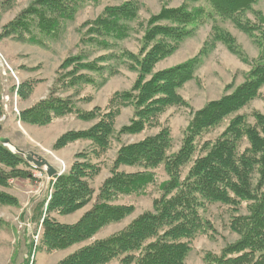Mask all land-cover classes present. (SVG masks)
Masks as SVG:
<instances>
[{"label":"trees","instance_id":"1","mask_svg":"<svg viewBox=\"0 0 264 264\" xmlns=\"http://www.w3.org/2000/svg\"><path fill=\"white\" fill-rule=\"evenodd\" d=\"M88 1L97 0H35L3 26L0 39L14 37L40 45L46 40L58 39L66 23L73 20L78 9ZM258 1L206 0L208 9H190L186 5L163 8L145 29L139 54H131L132 68L138 71L137 81L130 90L115 92L106 110L98 107L91 111L76 109L53 89L48 97L21 111V121L31 125H46L67 114H76L85 121L97 119L88 130L65 134L56 146L85 139L93 145L91 155L99 159L110 149L115 121L122 108L131 107L133 118L129 125L121 128L119 136L142 133L158 126L161 115L168 108L188 105L179 90L194 79L203 57L217 42H224L233 53L244 56L236 39L214 26L206 46L196 57L152 74L155 65L171 55L196 27L220 18L232 21L243 32H258L256 43L261 56L244 82L232 93L208 102L194 113L178 150L174 151L169 127L139 142L123 144L117 151L111 175L101 185L92 208L74 224L61 223L50 214L73 213L88 204L95 192L90 181L101 172V163H93L88 153H79L78 160L56 177L41 221L39 249L48 252L65 250L89 240L108 225L130 216L135 207L114 204L117 198L147 195L150 187L156 184L159 189L152 210L133 219L121 231L93 241L56 264H109L116 260L119 264H187L191 241L211 226L204 213L214 203L232 206L235 210L245 203L248 213L237 214L230 222V229L239 239L219 254L205 255V264H264V113L254 111L253 121L239 113L261 97L264 86V25L241 18ZM9 2H3L2 6ZM138 9L134 1L106 7L90 23L88 36L91 37L87 42L83 37L82 40L104 49L112 48L113 41L130 36V23L137 19ZM87 68L101 70L96 64H88ZM81 78L80 75L66 83L74 85ZM83 78L93 82L87 76ZM29 89V83H23L21 95L26 97ZM3 114L0 99V118ZM226 122L219 135L207 136ZM122 166L137 171L126 172L121 170ZM30 167L37 168L25 156L0 142V186H9L12 179H28ZM159 170L164 171L167 180L158 184ZM0 200L3 204L14 202L4 194H0Z\"/></svg>","mask_w":264,"mask_h":264},{"label":"rangeland","instance_id":"2","mask_svg":"<svg viewBox=\"0 0 264 264\" xmlns=\"http://www.w3.org/2000/svg\"><path fill=\"white\" fill-rule=\"evenodd\" d=\"M7 1L0 0V33L4 25L35 2V0H9V3L2 6V3ZM127 1H134L139 8L137 19L130 23L132 27L130 36L121 41H113L110 49L87 44V39L91 37L90 34L88 36L90 23L95 21L106 7L117 6ZM183 5L190 9L209 8L206 0L88 1L78 9L73 20L66 23L58 39H49L45 41V44L40 45L14 37L1 38L0 99L4 114L0 118V139L9 138L13 146L25 152H34L47 159L59 173L68 170L78 160L76 156L79 153L91 155L93 145L88 140L79 139L63 147H57L56 143L69 132L90 129L97 119L85 121L79 119L76 114H67L55 118L46 125H31L21 121V111L48 97L53 89L58 90L56 95L69 100L76 109L91 111L98 107L106 110L115 92L128 91L137 81L138 71L132 68L131 54H139L144 32L151 18L158 15L163 8H178ZM241 18L250 23L264 25V0L255 3L252 10L246 11ZM214 26L230 33L236 39V45H239L244 56L240 57L233 53L224 42H217L203 57L194 79L188 81L179 90L188 105L168 108L161 115L158 126L142 133L119 136L121 128L129 125L133 118L131 107L122 108L115 121V134L110 149L99 159L91 155V161L101 163L102 168L101 172L90 181L95 191L92 200L73 213L53 212L50 214L51 217L64 224L76 223L85 212L92 208L101 185L111 175L117 151L123 144L139 142L148 136L157 134L161 128L169 127L173 137L174 151L178 150L185 129L194 113L208 102L232 93L238 85L244 82L254 62L261 56V49L256 43L258 32L253 34L243 32L232 21L220 18L196 27L193 34L183 40L171 55L155 65L152 74L196 57L206 46ZM82 37L86 39V42L82 40ZM88 64H96L101 67V70H90L87 68ZM80 75L82 78L77 84L73 85L71 82L68 86L66 82L69 83L70 80H75ZM84 76L93 82L85 80ZM150 77L151 75L148 76ZM25 82L29 83L30 89L27 92L28 95L23 97L21 90ZM261 92V97L256 98L239 111L248 116L250 121H253L251 115L254 111L264 113V86ZM226 125L227 122L207 136L216 137ZM121 170L131 173L137 171L136 168L127 166H122ZM27 173L30 175L28 179H12L9 186H0V194L14 199L12 204H3L0 200V264H56L93 241L121 231L133 219L152 210L153 201L159 196L156 184L150 187L147 195L117 198L114 204L135 207L130 216L118 223L108 225L89 240L65 250L48 252L39 249L41 221L46 214V207L52 197L58 175L51 178L46 168L34 167L28 168ZM165 180H167L166 174L163 170H159L158 184ZM247 213L245 203L238 206L236 210L232 206L221 203L210 204L204 217L211 223V226L208 225L206 231L200 232L191 241V250L186 263L205 264V255L219 254L228 244L236 242L239 235L230 229V222L233 216ZM109 264L119 263L116 260Z\"/></svg>","mask_w":264,"mask_h":264},{"label":"water","instance_id":"3","mask_svg":"<svg viewBox=\"0 0 264 264\" xmlns=\"http://www.w3.org/2000/svg\"><path fill=\"white\" fill-rule=\"evenodd\" d=\"M1 143L9 147L11 151L19 153L26 157L28 162L33 163L37 168H46L49 177H54L58 175V170L45 158L38 156L34 152H25L18 147L12 145L9 138H1Z\"/></svg>","mask_w":264,"mask_h":264},{"label":"built area","instance_id":"4","mask_svg":"<svg viewBox=\"0 0 264 264\" xmlns=\"http://www.w3.org/2000/svg\"><path fill=\"white\" fill-rule=\"evenodd\" d=\"M63 172V171H62Z\"/></svg>","mask_w":264,"mask_h":264}]
</instances>
